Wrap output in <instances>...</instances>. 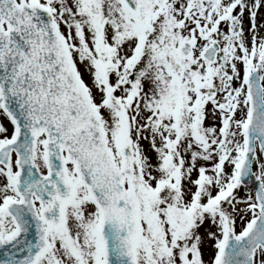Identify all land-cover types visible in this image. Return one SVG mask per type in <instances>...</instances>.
Returning a JSON list of instances; mask_svg holds the SVG:
<instances>
[{
    "label": "snow or ice",
    "instance_id": "1",
    "mask_svg": "<svg viewBox=\"0 0 264 264\" xmlns=\"http://www.w3.org/2000/svg\"><path fill=\"white\" fill-rule=\"evenodd\" d=\"M0 264H264V0H0Z\"/></svg>",
    "mask_w": 264,
    "mask_h": 264
}]
</instances>
